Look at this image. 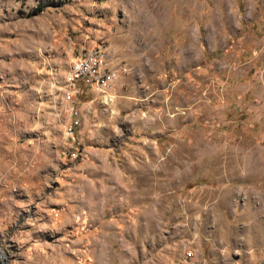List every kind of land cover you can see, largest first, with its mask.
<instances>
[{
	"label": "rangeland",
	"instance_id": "obj_1",
	"mask_svg": "<svg viewBox=\"0 0 264 264\" xmlns=\"http://www.w3.org/2000/svg\"><path fill=\"white\" fill-rule=\"evenodd\" d=\"M184 253L264 264V0H0V264Z\"/></svg>",
	"mask_w": 264,
	"mask_h": 264
},
{
	"label": "bare ground",
	"instance_id": "obj_2",
	"mask_svg": "<svg viewBox=\"0 0 264 264\" xmlns=\"http://www.w3.org/2000/svg\"><path fill=\"white\" fill-rule=\"evenodd\" d=\"M114 74L103 68L99 52L89 50L80 52L72 61L70 66V76L73 82H83L86 84L106 85ZM71 131L72 128L69 127ZM176 264H194L189 254L184 253L177 259Z\"/></svg>",
	"mask_w": 264,
	"mask_h": 264
}]
</instances>
